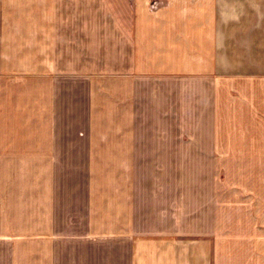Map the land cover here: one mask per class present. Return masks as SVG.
Instances as JSON below:
<instances>
[{
  "label": "crops",
  "instance_id": "0c3cea01",
  "mask_svg": "<svg viewBox=\"0 0 264 264\" xmlns=\"http://www.w3.org/2000/svg\"><path fill=\"white\" fill-rule=\"evenodd\" d=\"M0 264H264V0H0Z\"/></svg>",
  "mask_w": 264,
  "mask_h": 264
},
{
  "label": "rangeland",
  "instance_id": "374dc122",
  "mask_svg": "<svg viewBox=\"0 0 264 264\" xmlns=\"http://www.w3.org/2000/svg\"><path fill=\"white\" fill-rule=\"evenodd\" d=\"M91 9H92V3L86 2L85 4H82V6H80L78 9L77 7H69V9H67L65 12L59 11V15H58L59 37L61 36L67 37L68 35L69 37L68 41H69L70 47H72L75 52L78 51L77 50L78 34L81 35V40H82V37L86 38V35H83V28H82V22H81L82 20H85V24L89 22L92 23L90 28H88V31L91 32V34L94 36L96 40L99 39L100 37L103 38V35L100 34V32H103L104 30H99L95 26L100 20L98 13L92 12V11L90 12ZM77 23H79L81 27L77 28L76 27ZM72 59H73L72 57L68 58L66 56L65 62L73 63L74 60ZM94 63L98 65V68H96L95 70L98 73L117 75V74H121L124 72V69H123L124 66H122L121 64L124 62H118V61H113V60L107 61L105 59H102L101 61H96ZM63 79L64 80L61 81L62 86H64L65 88H68L70 90L69 92L73 94L74 93L76 94V91H77L76 85L80 84L79 86H82L83 77L79 78V83L78 81L72 80L70 78L68 79L63 78ZM143 91L144 92H141V93L140 91L138 92V100L140 101V99L141 100L143 99L145 102L147 100V101H150L149 104H151V100H152L151 98L153 97V95L155 96L156 94L155 93L152 94L151 92H148L146 88H144ZM67 98L72 99L70 97V93L67 94ZM155 99L156 98L154 97V100ZM72 103H73L72 101L65 102V107L72 108ZM146 112L152 114V116H155V117L158 114L156 110H151V109H147ZM169 160L170 158H165L166 163H168ZM183 160L185 161V164H186L187 158H181V163ZM149 163L151 164L156 163V158H150Z\"/></svg>",
  "mask_w": 264,
  "mask_h": 264
}]
</instances>
